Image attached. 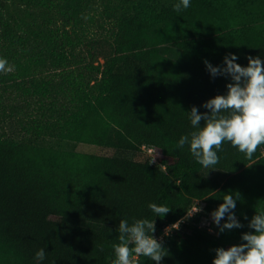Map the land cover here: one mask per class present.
<instances>
[{
	"label": "trees",
	"instance_id": "trees-1",
	"mask_svg": "<svg viewBox=\"0 0 264 264\" xmlns=\"http://www.w3.org/2000/svg\"><path fill=\"white\" fill-rule=\"evenodd\" d=\"M176 2L106 4L112 49L90 84L71 70L90 0H0V56L14 61V77L46 62L70 69V105L57 136L113 150L79 152L0 135V264H40V248L43 264H112L121 219L154 222L151 235L166 254L161 264H212L216 248L243 243L241 234L252 231L249 220L264 211V145L247 159L225 142L213 169L227 175L220 181L176 141L191 131V107L207 112L202 104L231 83L211 76L204 61L223 67L235 53L246 66L249 56L264 58V0H191L179 13ZM226 193H239L234 214L243 227L220 232L211 214ZM150 203L170 211L157 216ZM195 204L200 210L188 216ZM183 217L187 223L162 235Z\"/></svg>",
	"mask_w": 264,
	"mask_h": 264
},
{
	"label": "clouds",
	"instance_id": "clouds-1",
	"mask_svg": "<svg viewBox=\"0 0 264 264\" xmlns=\"http://www.w3.org/2000/svg\"><path fill=\"white\" fill-rule=\"evenodd\" d=\"M190 6L191 0H177L173 11L179 13ZM238 59L235 53H229L223 58V67L204 61L211 76H226L231 83L226 84L224 94L202 104L207 112L201 113L197 107H191L187 112L191 131L176 141L178 149L187 146L193 159L206 169H214L219 163L218 153L225 142L247 159H252L258 147L264 145V58L249 56L246 66L236 63ZM14 70V65L0 57V74ZM221 199L223 202L211 214L219 231L243 227L234 214L239 193H226ZM148 207L161 217L170 211L166 205L150 203ZM247 226L252 231L241 234L243 243L227 249L216 248L212 264H264V211L255 212ZM118 231L119 243L113 245L115 259L112 264H136L134 256H144L154 264H161L166 254L162 243L151 235L155 231L153 221L134 219L130 224L127 219H121ZM45 257L44 248L36 251L35 259L40 264Z\"/></svg>",
	"mask_w": 264,
	"mask_h": 264
},
{
	"label": "rangeland",
	"instance_id": "rangeland-1",
	"mask_svg": "<svg viewBox=\"0 0 264 264\" xmlns=\"http://www.w3.org/2000/svg\"><path fill=\"white\" fill-rule=\"evenodd\" d=\"M112 1L90 0V7L77 26L82 44L74 50L71 70L76 75L83 74L84 81L90 80V84L100 77L97 68L102 67L112 49L114 28L104 14L105 5ZM161 52L170 57L178 55V51L171 47H162ZM9 63L14 65L15 70L0 74L1 136L79 152L113 153L111 149L62 140L57 136L58 120L70 105L71 91L66 81L72 77L69 68L62 70L46 62L44 65H33L26 74L14 77L17 67L13 60H9ZM146 151L150 152L148 149ZM203 173L220 181L227 178L223 172L213 169H204ZM207 224V221H202L199 225L206 229Z\"/></svg>",
	"mask_w": 264,
	"mask_h": 264
},
{
	"label": "built area",
	"instance_id": "built-area-1",
	"mask_svg": "<svg viewBox=\"0 0 264 264\" xmlns=\"http://www.w3.org/2000/svg\"><path fill=\"white\" fill-rule=\"evenodd\" d=\"M197 208H198L197 204L193 205L192 208L188 212V216H192L193 213L197 211ZM187 219H188L187 217H183L176 222L167 223L163 227L162 235H170L174 232V230L180 229L183 224L187 223ZM160 238H161V236L159 237V239Z\"/></svg>",
	"mask_w": 264,
	"mask_h": 264
}]
</instances>
